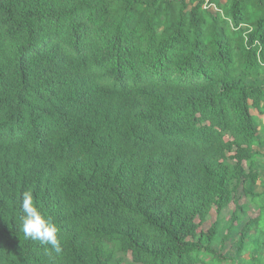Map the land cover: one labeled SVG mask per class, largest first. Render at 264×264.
<instances>
[{
    "label": "trees",
    "instance_id": "16d2710c",
    "mask_svg": "<svg viewBox=\"0 0 264 264\" xmlns=\"http://www.w3.org/2000/svg\"><path fill=\"white\" fill-rule=\"evenodd\" d=\"M259 115L264 0H0V264H261Z\"/></svg>",
    "mask_w": 264,
    "mask_h": 264
},
{
    "label": "clouds",
    "instance_id": "9594fccd",
    "mask_svg": "<svg viewBox=\"0 0 264 264\" xmlns=\"http://www.w3.org/2000/svg\"><path fill=\"white\" fill-rule=\"evenodd\" d=\"M19 203L21 212L19 219L24 237L48 245L57 252L61 251L59 229L34 204L32 192L24 191Z\"/></svg>",
    "mask_w": 264,
    "mask_h": 264
},
{
    "label": "rangeland",
    "instance_id": "374dc122",
    "mask_svg": "<svg viewBox=\"0 0 264 264\" xmlns=\"http://www.w3.org/2000/svg\"><path fill=\"white\" fill-rule=\"evenodd\" d=\"M219 0H214V3H217ZM223 1V0H222ZM213 7V6H211ZM210 7V8H211ZM212 10V9H211ZM253 113H257L256 111H253ZM259 117L261 119H264L263 115H259ZM261 136H264V133H260ZM260 151L263 153L264 152V147H260L259 148ZM258 170H261V172H263V184H260L259 182L254 186V190L256 192H263L264 191V158H259L258 159ZM238 197L241 199L242 203H248V199L247 197L244 195L243 193V189L240 188L239 191L237 192ZM233 205H230L229 209L232 210ZM249 216L254 217L257 215V208L254 206H251L249 211H248ZM216 219V214L215 212L212 210L210 213V217L208 218V220L202 225L201 228L206 229L209 226H211V224L215 221ZM242 227V224H239L237 226V230H233L232 232H229V238L225 240V243H220L217 245V248L222 247V252L225 256H231L234 257L235 253H236V248H237V239H238V233L237 231ZM227 232L224 231L221 234V237H223L224 235H226ZM222 244L225 246L223 247ZM256 252L254 249L253 250H248L245 251L241 256L237 257V261L239 262V264H242V259H249V261H253V258L256 255ZM262 254V262L261 264H264V250L261 251ZM121 257H123V261L120 264H128L129 262L132 261V257L130 255V253H127L126 255H122L120 254ZM221 264H233L232 262H222Z\"/></svg>",
    "mask_w": 264,
    "mask_h": 264
},
{
    "label": "crops",
    "instance_id": "0c3cea01",
    "mask_svg": "<svg viewBox=\"0 0 264 264\" xmlns=\"http://www.w3.org/2000/svg\"><path fill=\"white\" fill-rule=\"evenodd\" d=\"M255 217V216H254Z\"/></svg>",
    "mask_w": 264,
    "mask_h": 264
}]
</instances>
